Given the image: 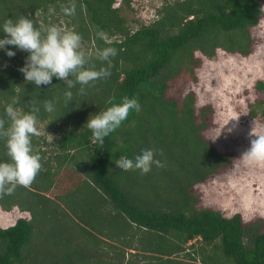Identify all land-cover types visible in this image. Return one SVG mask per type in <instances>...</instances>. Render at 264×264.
<instances>
[{
	"label": "trees",
	"instance_id": "1",
	"mask_svg": "<svg viewBox=\"0 0 264 264\" xmlns=\"http://www.w3.org/2000/svg\"><path fill=\"white\" fill-rule=\"evenodd\" d=\"M117 3L0 0V25L7 18L15 21L24 16L42 32L59 24L78 32L81 50L89 58L87 67H107L97 59L99 50H117L110 57V76L91 82L83 92L76 84L68 105L63 81L53 78V86L37 88L25 82L19 71L27 53L13 48L16 55L8 57L0 50V116L11 98L18 96L17 110L29 111V102L35 103L40 108L37 128L44 126L57 136L53 141L44 134L32 137L33 153L47 165L38 173L39 189L16 187L26 189L29 198L18 199L16 189L0 194V204L7 211L18 207L29 213L8 227L0 225V264H199L197 259L208 264L214 262L209 260L213 250L221 246L237 264H264V218L246 222L240 212L226 216L214 207L200 206L197 186L232 160L205 135L210 108H202L198 121L194 93L182 98L169 93L170 80L191 67L195 51L209 57L219 48L251 54L257 46L252 29L264 16V0H165L158 17L138 27L134 24L138 21H130ZM73 4L75 14L66 16L63 8ZM255 86L264 92V79ZM126 99L138 101L140 110L105 144L93 142L84 125L89 116ZM48 100L55 104L53 113L44 110ZM257 104L264 118V98ZM251 115L258 113L254 110ZM143 149H153L161 166L153 165L147 174L117 168L119 160L134 158ZM8 159L0 140V161ZM66 167L83 178L57 199L48 197L45 192ZM76 193L81 194L80 214V199L68 202L66 198ZM74 213L87 226L79 224ZM97 222L105 226L104 236L122 243L112 255L99 256L98 262L91 261L98 257L91 248L100 238L95 232L100 229H91ZM191 240L197 243L189 244ZM133 245L138 252L127 258L126 248ZM182 255L187 259L178 258Z\"/></svg>",
	"mask_w": 264,
	"mask_h": 264
},
{
	"label": "rangeland",
	"instance_id": "2",
	"mask_svg": "<svg viewBox=\"0 0 264 264\" xmlns=\"http://www.w3.org/2000/svg\"><path fill=\"white\" fill-rule=\"evenodd\" d=\"M129 1L130 4L125 0H119L117 5L121 6L123 14L130 21H138L137 24L134 23L138 27L140 23H149L156 19L158 9L165 0ZM61 25L59 24L57 27L68 30L64 25ZM252 34L256 38L257 46L251 54L245 56L239 53H229L219 48L214 56L209 57L201 51H195V61L192 62L191 67L183 69L169 83V93L173 97L182 98L187 93H194L199 114L197 115L198 121L202 120L200 116L202 108L205 106L210 108L206 114L210 127L205 135L219 152L232 157L226 169L210 176L197 186V192L202 197L200 206L214 207L221 210L226 216L240 212L246 222L259 217L264 218V166L248 165L240 158L250 146L251 139L254 138L251 135L252 131L258 135H264V118L261 115V106L257 104L259 99L264 98V92L257 90L255 86L257 81L264 79V16L260 24L252 29ZM82 47L84 50L87 48L84 44ZM254 110L258 113L256 117L251 115V111ZM38 131L39 134L46 135L49 141L57 138L56 135L47 132L44 126H41ZM41 165L43 166L41 169L47 166L46 164ZM52 165L50 164V166ZM66 176L67 182H63V176L59 178L58 188L53 192L49 191L50 195L62 193L71 186L74 187L83 178L82 174L72 169L66 171ZM38 180L37 174L28 186L38 190L42 185ZM41 180L43 181V179ZM26 192V189L18 188L14 195L18 199H20V195L29 198ZM66 198L69 199L68 202L76 201L79 198L78 203H81L80 193L71 194ZM27 201L30 202L29 199ZM64 203L66 204V200ZM77 208L80 210H77L78 214L83 212L82 203L77 205ZM78 214L74 213L79 224L87 226L82 221V216ZM23 215L29 216V213H21L18 207L7 211L0 204V225L3 227L14 224ZM50 223L52 226L57 225ZM73 224L74 222L71 226ZM192 243H197V241L189 242V244ZM215 249L209 259L214 262L208 264H237L235 260L223 253L222 246L216 251ZM178 258L187 259L185 255ZM216 260H218L217 263ZM196 261L199 264H204L198 259Z\"/></svg>",
	"mask_w": 264,
	"mask_h": 264
},
{
	"label": "clouds",
	"instance_id": "3",
	"mask_svg": "<svg viewBox=\"0 0 264 264\" xmlns=\"http://www.w3.org/2000/svg\"><path fill=\"white\" fill-rule=\"evenodd\" d=\"M75 11V4L63 8L66 16L74 15ZM0 33L3 34L0 36V50L8 57L16 55L13 48L27 53L25 63L19 69L25 82L39 88L41 85L53 86V78L63 81L67 85L64 92L66 105L73 100L71 89L76 84L81 86L80 91L83 92L91 82L110 76V57L117 55L115 48L106 47L99 50L97 59L106 62L107 67H87L89 58L81 50L82 37L78 32L55 25L42 32L31 19L24 16L15 21L7 18L0 25ZM98 36L103 39L104 33L100 32ZM19 102L20 98L13 96L0 116V140H3L9 158L8 161H0V194H10L17 186L30 185L41 169L40 156L34 154L32 148V137L39 135L37 114L40 108L29 102V111H18L16 105ZM43 107L48 113L55 111V104L51 100L45 101ZM139 110L138 101L126 99L122 105L91 114L84 125L90 130L92 141L103 145ZM251 135L254 138L240 158L248 165L264 166V135L253 131ZM153 165L161 166V162L155 159L154 150L143 149L134 158L119 160L117 168L147 174Z\"/></svg>",
	"mask_w": 264,
	"mask_h": 264
},
{
	"label": "crops",
	"instance_id": "4",
	"mask_svg": "<svg viewBox=\"0 0 264 264\" xmlns=\"http://www.w3.org/2000/svg\"><path fill=\"white\" fill-rule=\"evenodd\" d=\"M69 170L66 168H64L55 178V185L53 186V188L50 190L53 192L54 189H57L58 188V183H59V178H62L63 176V182H67V179L65 178L66 176V171ZM67 177V176H66ZM61 182H62V179H60ZM72 188V186L68 189H66L64 192L62 193H55V195H50L49 194V191L48 192H45V194L50 197V198H53V199H57L56 197L58 195H63L64 193H67L70 189ZM21 213H27V212H22L20 211ZM24 216V215H23ZM91 229H100V230H95L96 232V235H98V237L100 238H96L95 242L91 243V248L93 249V253H95L98 257H96L95 259H91V261H101V258L99 256H103V255H106L107 253H114L113 251V248H115L116 246H122V243L121 242H118V241H115V240H111L110 238H107L106 236H104L103 234V231L106 229L105 226H103L101 223L97 222L94 227L91 226ZM125 247V245H123ZM135 246L133 245L131 248L127 247L126 248V254H127V258L129 256H132L133 254L137 253L138 250L136 248H134ZM100 258V259H99Z\"/></svg>",
	"mask_w": 264,
	"mask_h": 264
}]
</instances>
